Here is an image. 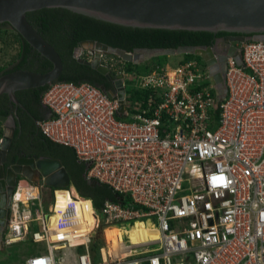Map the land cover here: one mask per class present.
Instances as JSON below:
<instances>
[{
    "label": "built area",
    "instance_id": "2783aa9c",
    "mask_svg": "<svg viewBox=\"0 0 264 264\" xmlns=\"http://www.w3.org/2000/svg\"><path fill=\"white\" fill-rule=\"evenodd\" d=\"M238 55L241 65L228 57L222 100L196 61L137 75L158 92L150 115L118 117L119 101L91 83L49 85L41 132L75 151L87 180L130 202L98 210L72 187L22 177L0 250L45 244L20 264H264V42L248 40ZM59 191L69 194L60 207ZM139 223L156 235L134 241Z\"/></svg>",
    "mask_w": 264,
    "mask_h": 264
},
{
    "label": "water",
    "instance_id": "95a60500",
    "mask_svg": "<svg viewBox=\"0 0 264 264\" xmlns=\"http://www.w3.org/2000/svg\"><path fill=\"white\" fill-rule=\"evenodd\" d=\"M61 8L76 14L84 15L99 21L126 28L158 29L170 31H191L210 33H236L240 36L229 37V42L244 43L248 40L264 42V0H0V25L9 24L41 56L48 59L53 68L44 74L21 70L0 77V97L7 95L13 104H20L17 92L36 89L57 82L62 76L64 65L56 49L41 36L27 19L30 12L42 9ZM252 37H249L251 36ZM94 54L90 62L80 58L83 51ZM214 47L180 46L174 48H139L127 52L98 41L86 40L74 50V58L90 66L112 84V89L100 88L112 99L118 100L120 108L118 117L122 118L126 110L127 90L125 75L114 74L101 62L102 54H112L132 64H141L149 59L162 56L193 54L203 57L209 69V80L217 91L219 100L225 96L224 74L227 71L226 60L235 57L241 65L238 48L230 44L226 56L214 57ZM100 53V54H99ZM3 125V136L0 144V247L9 219L11 196L17 183V176L22 175L32 182H37L33 169L45 178L47 186L68 188L71 177L59 160L40 159L39 161L23 160L20 163L28 166L20 171V164L5 174L4 164L10 148L16 120L13 115H0ZM32 167V168H30ZM93 186L96 180H87ZM123 202V197H118Z\"/></svg>",
    "mask_w": 264,
    "mask_h": 264
},
{
    "label": "trees",
    "instance_id": "16d2710c",
    "mask_svg": "<svg viewBox=\"0 0 264 264\" xmlns=\"http://www.w3.org/2000/svg\"><path fill=\"white\" fill-rule=\"evenodd\" d=\"M28 21L32 26L45 38L59 53L62 58L64 70L62 76L57 82H72V83H91L98 87L104 85L107 89L112 87V84L97 71L90 66L80 63L74 58V50L82 41L93 40L98 41L114 48H121L127 52H133L139 48H174L180 46H206L214 47L216 41L226 35H237L227 32L210 33V32H191V31H170L158 29H136L126 28L119 25L110 24L99 21L84 15L76 14L70 10L54 8L42 9L27 14ZM14 30L9 24H1L0 30ZM5 31V32H6ZM15 31V30H14ZM20 50L16 61L9 68H0V77L16 71L26 70L38 74L49 72L53 68V64L37 51L18 33ZM185 62L196 61L198 66L203 69L207 68L206 61L199 55L187 54L184 56ZM116 58L118 60H116ZM160 58V57H158ZM113 59V61H112ZM120 58L116 55L109 56V65L115 63L119 65L118 69H112V72L119 74L121 70ZM115 61H118L117 63ZM184 61H182L183 63ZM132 63H124L128 65ZM142 64V63H141ZM157 63L145 65L143 68L136 69V74L140 76L152 71L153 66ZM162 67L161 65H159ZM123 72V71H122ZM136 80V79H135ZM209 84L206 82L205 86ZM210 86V85H209ZM49 85L41 88L25 90L17 92L19 97L21 93L28 94L33 99H36L37 106H43L42 97ZM127 90V109L130 115L135 113H143L150 115L153 108L156 107L153 99L156 98L158 92L152 89H144L142 87H126ZM214 94L215 91L213 90ZM0 103L10 104L9 98L6 95L1 96ZM24 105L31 110L29 102H24ZM1 115H7V111L0 108ZM216 116L219 112H215ZM45 114L40 116V119H45ZM39 143L41 153L49 159H58L70 174L72 185L78 189L80 196L94 199V207L100 210L106 201H119L118 197H124V202L129 204L130 199L126 195L115 192L106 184L98 182L93 186L86 179V166L82 164L75 154V151L67 146L60 145L48 139L40 130ZM3 136L2 124L0 123V138ZM28 243L15 245L12 252L17 258L21 259V251ZM27 253V251H26ZM22 262V260L20 261Z\"/></svg>",
    "mask_w": 264,
    "mask_h": 264
},
{
    "label": "flooded vegetation",
    "instance_id": "af4514ba",
    "mask_svg": "<svg viewBox=\"0 0 264 264\" xmlns=\"http://www.w3.org/2000/svg\"><path fill=\"white\" fill-rule=\"evenodd\" d=\"M230 34V33H229ZM236 34V33H233ZM237 35H226L220 39H218L214 45V57L226 56L229 51L230 44L234 45L238 48V52L242 43L239 42H229V37H238ZM86 53L82 54V59L85 61H92L94 59V54H91L88 50L85 51ZM100 54V53H99ZM238 54V53H237ZM84 55H88L87 58L83 57ZM228 60V58H227ZM226 60V65H227ZM86 65V64H84ZM88 66V65H87ZM209 72V70H208ZM225 75V74H224ZM104 86V85H101ZM107 89V88H106ZM112 87L108 88L107 90H111ZM30 90V89H29ZM25 91V90H23ZM19 91V92H23ZM7 96V95H6ZM1 98V97H0ZM20 104H13L10 101V104L0 103V108L3 111H7V115H13L16 120V127L14 131V136L12 138V142L10 148L7 152V161L4 164L5 174H9L10 170L20 164V171H26L28 166L21 164L20 162L23 160H31L34 159L35 161H39L40 159H49L46 156H43L41 153V146L39 143V136H40V127L39 122L42 121L40 116L46 112L45 118L48 116V111L44 106H37L36 99H33L28 94L21 93L19 97H17ZM24 102H29L31 105V110L24 105ZM1 115V114H0ZM44 120V119H43ZM3 129V125H2ZM41 131V130H40ZM49 160H58V159H49ZM32 168V167H30ZM33 169V168H32ZM35 172V177L37 181H41L42 176L38 170L33 169ZM21 177V175L17 176V181ZM72 183V180H71ZM76 192L79 194L78 189L75 187ZM80 195V194H79ZM95 197H92V201L94 202ZM2 248V247H1Z\"/></svg>",
    "mask_w": 264,
    "mask_h": 264
},
{
    "label": "rangeland",
    "instance_id": "374dc122",
    "mask_svg": "<svg viewBox=\"0 0 264 264\" xmlns=\"http://www.w3.org/2000/svg\"><path fill=\"white\" fill-rule=\"evenodd\" d=\"M0 30V68H9L11 64H13L16 61L17 55L20 50V43L19 39L15 33L14 30ZM185 54L182 55H173V56H162L160 58L155 57L152 59H149L142 64H128L124 67H121V70L124 72L125 75V86L126 87H139V84L135 80L137 78L136 69L143 68L145 65H151V64H159L162 67H171L175 68L178 65L182 63V61L185 62ZM83 57L87 58L88 55H84ZM116 60H118L116 58ZM116 63L118 61H115ZM183 62V63H184ZM207 87H209L210 82H208ZM128 106V105H127ZM126 121H131V118H128ZM50 193L49 191L45 192V196L49 197ZM144 221V220H143ZM154 223H156L155 218L153 219ZM127 228H133L132 224H126ZM29 244L21 247V259L17 258L14 253L12 252L13 247L5 248L4 250H0V264H20V261L25 259V257H31L38 255L37 252L44 250L45 251V244H36L32 241H28ZM27 242V243H28ZM128 242V240H127ZM105 243L104 240L101 239L97 241V247L101 248L104 247ZM27 251V253H26Z\"/></svg>",
    "mask_w": 264,
    "mask_h": 264
},
{
    "label": "bare ground",
    "instance_id": "6f19581e",
    "mask_svg": "<svg viewBox=\"0 0 264 264\" xmlns=\"http://www.w3.org/2000/svg\"><path fill=\"white\" fill-rule=\"evenodd\" d=\"M58 196H60V198H59V200H60L59 207H60V206H62L61 205V201L63 199L65 200V198H63V197H67V196H69V194H68V192L59 191L58 192ZM66 200L68 202H70V200H68V198H66ZM138 235H140L143 238H150V237H154L156 234L153 232L152 229H150V227L147 228V227L144 226L143 223H139V224H137L135 229L132 232H130V236H132V239L134 241L137 240Z\"/></svg>",
    "mask_w": 264,
    "mask_h": 264
},
{
    "label": "clouds",
    "instance_id": "9594fccd",
    "mask_svg": "<svg viewBox=\"0 0 264 264\" xmlns=\"http://www.w3.org/2000/svg\"><path fill=\"white\" fill-rule=\"evenodd\" d=\"M249 37H252V35L251 36H249ZM84 53H86L85 51H83L82 52V54H84ZM82 54H81V56H80V58L82 59ZM104 55V54H103ZM106 56H110V54H105ZM112 55V54H111ZM185 55H187V54H185ZM102 58V57H101ZM203 58V57H202ZM84 60V59H83ZM205 60V59H204ZM101 62H102V64L103 65H105V66H107L106 64H104L103 63V61H102V59H101ZM143 63V62H142ZM108 67V66H107ZM208 68V67H207ZM209 70V69H208ZM111 72H112V70H110ZM115 74V73H114ZM55 83V82H54ZM211 84V83H210ZM127 97V96H126ZM128 101V100H127ZM127 104H128V102H127ZM1 141H2V138H0V144H1ZM42 176V175H41ZM22 177H24V176H22L21 175V177L19 178V179H21ZM25 178V177H24ZM19 179H18V181H19ZM25 179H27V178H25ZM43 179H44V181H45V178L42 176V179H41V181H37V182H33V183H35V184H39V183H41L42 181H43ZM28 180V179H27ZM17 181V182H18ZM30 181V180H29ZM32 182V181H31ZM17 184V183H16ZM46 184V183H45ZM47 186V185H46ZM16 187V186H15ZM48 188H50L52 191L53 190H61V189H64V188H59V189H56V188H52V187H49V186H47ZM73 188V190H75V187L72 185V183H71V186L70 187H68V188H66V189H70V188ZM48 191V190H47ZM75 192H76V190H75ZM77 193V192H76ZM1 195V194H0ZM79 195V194H78ZM0 198H1V196H0Z\"/></svg>",
    "mask_w": 264,
    "mask_h": 264
},
{
    "label": "crops",
    "instance_id": "0c3cea01",
    "mask_svg": "<svg viewBox=\"0 0 264 264\" xmlns=\"http://www.w3.org/2000/svg\"><path fill=\"white\" fill-rule=\"evenodd\" d=\"M75 191V190H74ZM46 198H47V196H46Z\"/></svg>",
    "mask_w": 264,
    "mask_h": 264
}]
</instances>
